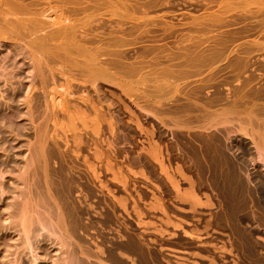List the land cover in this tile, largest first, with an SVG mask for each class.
<instances>
[{
	"label": "bare ground",
	"instance_id": "1",
	"mask_svg": "<svg viewBox=\"0 0 264 264\" xmlns=\"http://www.w3.org/2000/svg\"><path fill=\"white\" fill-rule=\"evenodd\" d=\"M159 2H162V5L163 2L166 3L168 1L46 0V6L40 9L32 27L28 28L24 20L20 19L19 16L27 13L30 8L26 4H22L20 0H0V63L2 62V65L0 64V120L3 123L0 122L10 131H14V135H18L23 129L28 130V123H31L33 119H41L36 129L37 143H35L36 145L34 144V149L32 148L33 157L31 158L33 159L31 164L33 166L24 168V173L29 177L36 174L34 186L37 194L42 191H40V180H42L41 175L43 174L47 191H52L47 193H53L54 197L51 194L49 196L52 199L55 198V204L60 209L56 215L51 210V214L49 212L51 205L48 203L50 198L45 199V195L43 196L42 194L40 198L39 194L37 196L39 197L38 199H43L42 202L40 201V204L42 203V206L44 205L49 208L48 212L46 208L45 213L47 212V214H42V212L41 215L39 214L40 216L37 215L33 219L31 212H35L33 209H35L38 203L34 206L35 203L34 205L30 203V200L23 194V196L20 194L22 196L20 203L16 201L12 203L16 211L14 209V213L10 210L8 214L14 217L15 214L18 215L19 213L20 221L16 220V222L19 221V224L15 223L17 226L19 225L20 233L19 231V234L16 232L18 235L17 239L13 240L14 242L10 243L9 246L4 242L5 240L0 242V250L3 249L2 252L4 250L8 253L12 251L11 253L14 254L11 261L12 264H36L39 262L38 260L42 259L41 261L44 260L45 262V260L49 261L52 257V264H88L89 261H94L96 264H160L158 250L155 248L153 250V247L151 248V245L148 244L150 241L146 242L147 239L143 236L140 237L141 234L138 235V233H136L138 236L134 235V238L128 232L126 239H122L124 240L122 243L118 242V245H114L116 242H113L114 246L109 245L112 247L110 250L108 248L109 252H107L105 245L103 247L97 243L95 249H91L85 243L82 245L80 242H77V248L70 243V237L79 238L78 233L87 228L81 221L85 210L79 206L75 208V205L72 207L71 201H68L71 193V186L69 184L73 180L70 176V179L68 176H64L65 171L61 161L58 162L56 168L50 164V162L56 163V159L60 158L61 151H57V154L54 151L55 149H52L53 145L51 148L49 147L50 143L48 145L47 139L50 137L47 138V135L51 134V141H49H53L52 144L57 145L58 139H63L64 143L67 144L66 134L71 133L73 142L79 145L81 143L80 137L82 135L80 136V134H82V130H85V133H88L86 130L90 131L88 134H92L94 137L104 135L107 132L111 137V140L110 138H106L107 142L109 141L107 146L111 147L110 151L113 147L115 150L118 140L122 139L124 144L129 143L125 137L127 134L123 130V126L126 123L117 120L111 114L107 113L105 115L102 112V101L99 99L102 97H99L100 84H105L118 90L116 93L113 89L111 91L112 95L116 96L118 98L116 100H120L119 103L121 102L120 104L123 105V109L128 111V120L134 122L133 124L137 128L135 130H139V132H142L147 137V146H144L142 153L146 151L147 153H145L149 156L144 153L145 156L150 157L152 162L143 156L144 154L142 155V153H140L141 156H139L140 154L136 156V159L138 156L141 159L135 160L137 162L143 161L149 163L153 167L155 166L153 165L154 160L160 172L167 177L170 184L177 191V194L182 193L178 192L179 179L175 180L174 173H171V175L169 173L170 171L172 172L170 170L171 165L168 162V164H165V161H163L162 152L166 150L162 151L161 145L152 140V135L155 131L153 124L150 122L151 124L146 125L149 127L144 126V124L148 123V120L151 119L158 122L160 126L169 129L171 131L169 134L172 133L173 138H178V141L181 142L180 144L184 148L183 157L181 156L183 151L179 150L181 152L179 158L180 156L182 157L180 158L181 163L177 164L175 169H173L174 172L176 171L175 173H178L189 184L185 192L183 189L179 200L181 199L183 202L191 200L189 203H193V205L203 204L210 207L213 205L211 201L212 197L208 193L204 195L206 201L203 200V202L200 200L198 193L195 192L196 180L191 177V174H194L197 182L200 183V187L206 185L210 190H214L213 195L215 197H213V201H215V198L219 200V203L217 202L219 205H214L215 207H221H219L220 211L216 212L214 216L217 225H221L224 229H230L229 231L232 232L235 237L234 239H236L235 241L238 242L239 250L238 248L237 250L240 253L245 254L246 252L247 255V252L252 251L251 254H255L252 247H255L257 242L254 243L251 238H255V235L259 234L260 231L257 230V227L263 226L264 223V211L259 209L258 215L260 216H258L257 210L254 209V207L257 208L262 203L264 204V76L262 78L263 82H261L262 80H259L261 77L256 78L251 73H246L241 89H232L226 85V98L223 96L220 88V82L218 83L217 74L228 71V73H231H227L228 75L236 76L238 80V76L250 68L251 62H249V57H251L252 50H254L253 47L256 46L255 50L257 51L259 50L257 46H261L262 48L264 42H262L263 39L259 42L254 37L256 41H253L254 38L250 39L253 43L247 42L241 45V40L239 45L238 42H234L238 32L234 34L236 30H231L232 34L229 32V28L228 30H224V32L228 31L225 36L222 35V32L220 35V32L217 31L215 33H219L218 35L204 38L202 32L207 33L210 30L202 31L201 29L204 27H206L205 29H209V27L214 28L216 26H218V29L219 27L222 29V26L238 22L246 26H248L247 24H253L258 27L260 24L257 22L261 21L262 23L264 21V0H202L201 2H205L206 5L204 8H211L212 10L213 5L217 6V8L215 7L216 9L212 12H205L203 15H201L202 13L197 14L201 17L196 18L195 15V19L191 17L193 23L190 18L191 20L189 19L190 21H188V23L190 22V26L188 27H200L199 29L202 31V34L199 29L196 31L197 27L195 31L197 33L199 31L202 36L199 33L197 35L200 36L194 35L193 32L190 34L187 32L188 37L186 39L177 37L179 35L175 36L172 32H169L175 26L171 25V22L169 24V20L167 22L163 20V23H161L165 25V30L159 36L158 34L157 36L154 34V36L152 34L147 35L151 33L148 29L151 26L148 27L147 25H154L156 21L154 19L156 16L148 15V5L159 4ZM146 4L148 5L146 6ZM130 10L139 11L142 15L134 17V13L132 12V14L126 16L124 12L129 13ZM79 11L83 12L84 15L77 16ZM104 11L110 14V18L116 19V21L109 23L110 28L114 29V33L109 32L99 35L98 45H95L94 49L90 50L88 45L94 43L88 37L92 30L91 25L106 26L103 21ZM126 19L134 23L131 30L133 29L134 33L137 31L136 34L132 35L129 33L130 29H128L130 31H122ZM186 24L182 26H187L188 24ZM263 24L261 25L263 26ZM244 25H240V27ZM236 27L235 29H239V27ZM244 28L242 29L245 31H241L244 33L239 35V38L246 31L248 33L249 29L245 26ZM258 29L260 30V27ZM251 30L256 33V28L255 30L253 28L250 29L249 34L252 32ZM262 31L263 34L261 33V35L264 36V30ZM246 35L242 36V39ZM256 35L258 36L260 33ZM184 36L182 37L184 38ZM167 38L168 40L171 38V40L165 43H158L160 39ZM247 40H243V43ZM141 42L148 43L140 49L133 47L132 51L128 50L129 47ZM233 43L235 45L236 43L238 44L236 48L231 47ZM5 68L9 69L6 73L3 70ZM25 69H28L26 74L28 76V86L24 93L26 84L23 81V74ZM205 73L207 75L203 77ZM227 74L225 75L227 76ZM87 86L94 93L98 94L97 98L101 102L94 101L92 95L86 89ZM102 86L104 87V85ZM206 87L212 88L209 95L205 92ZM106 88L104 87L102 90H106ZM108 92H110L109 89ZM122 95L134 104V107L144 115V118L139 117L140 113H135L137 109L132 111L128 103L126 105L125 99H122ZM68 97H74L75 100L84 102L92 114H87L80 109L70 111ZM109 103L111 104L112 101L108 102V106H110ZM3 109H10L9 114H3ZM21 109L27 110L22 111ZM45 109H49L47 113ZM56 109L62 111L61 117L58 116ZM126 110H123V112ZM241 110H247V114L243 113L244 115L241 116L239 114ZM22 116L28 117L27 120L29 122L19 124L18 118ZM116 116L118 115L116 114ZM16 120L18 124H16ZM77 121L81 122V126L78 127ZM103 122H105L106 128L105 126L102 128L101 124ZM49 123L52 125L51 130L49 129L51 127L48 126ZM124 127L128 128V126ZM162 129L160 130L161 132H163ZM9 130L8 132H10ZM135 130L133 129V131ZM49 131L51 132L49 133ZM158 131L155 132L160 137ZM3 138L4 136L0 131V139L2 141L4 140ZM112 139L117 141H112ZM161 142L163 143L162 140ZM248 143L252 146L253 150L250 149ZM229 145L234 147H232L234 151L230 150ZM96 148L94 149V156L98 160H102L104 157L106 162L103 165L105 166L104 168L112 172V167L115 166L114 161L112 162L111 158H109L110 156L108 157L101 149L99 150V147ZM103 149L105 148L103 147ZM174 149L173 151H175ZM252 153L255 155H252ZM176 154L174 153V155ZM87 158L86 156L84 161L88 160ZM247 160L250 161L251 168L254 170L252 177L256 179L253 180L256 181L254 188H250L252 182H250V175L246 171ZM88 167L95 174L94 176L98 177L96 170H99V168L96 169V166H93V164H88ZM248 168L250 167L248 166ZM116 169H118V172L113 171L112 174L114 173L115 176H113L116 181L125 187L126 176L120 172L121 168L119 164L116 166ZM140 171H142L141 168L138 172ZM186 172H189L190 175H187ZM38 188H40V192H38ZM155 199L154 202L150 203L149 207L164 211L163 199L160 197ZM116 201L126 216H130L127 209V199L122 197L117 198ZM260 208H262V205ZM53 209L55 210V208ZM133 209L138 217L137 224H140L142 227L144 226L143 230H146L148 228L147 225L151 223L141 219L144 212L138 208L135 201H133ZM262 216L263 219H261ZM13 222L12 224H15ZM252 222H254L253 225L251 224ZM122 223L125 229L128 230L124 217H122ZM9 224L11 227V223ZM119 235L121 236V234ZM250 240L253 243H250ZM109 242L111 241L109 240ZM236 242L234 243L237 244ZM230 245L233 246L232 243ZM53 246L57 248L54 252H52ZM235 246L237 245L233 247ZM243 249L245 250L243 251ZM2 252H0V263H8L10 260L5 262L4 258L6 255L2 254ZM9 255L12 256L10 253ZM100 257L106 258L107 262ZM253 259L255 260V258Z\"/></svg>",
	"mask_w": 264,
	"mask_h": 264
},
{
	"label": "rangeland",
	"instance_id": "2",
	"mask_svg": "<svg viewBox=\"0 0 264 264\" xmlns=\"http://www.w3.org/2000/svg\"><path fill=\"white\" fill-rule=\"evenodd\" d=\"M20 1L22 2V4H26L30 8V10L27 13H24V14L20 15L19 18L22 19V20H24V23H25V25L28 28H31L32 27V24L34 22V19L38 16V12L40 11V9L42 7H44V6H46V0H20ZM167 1L168 2H166V3L163 2L162 5H161L162 2H159V4L156 3L155 5L154 4H152V5L151 4H149V5L146 4V6L148 5V8H149V10H147L148 15L149 16H156V18H154V19L157 21V22L155 21L154 25L153 24H148L147 25L148 27L151 26L149 28L146 27V28L149 29V31H151V33L148 32L149 34H147V35H151V34L153 35L154 34L155 36H157V34H158V36H159L161 33H163L164 30H165V28H164L165 25L164 24H161V23H163V20L164 21L166 20V22L169 20L168 23L170 24V22H171V25L172 24L175 25L174 28L176 27V24H177V27H178V25H181L182 26L183 24H186V23L188 24V25L186 24L187 26H185V25L182 26V27L179 26L178 28L176 27L175 29L172 27V29H171L172 31L169 30V32H172L173 35H175V36L179 35L177 37H181L182 39H186L188 37L187 32H188V34H190V33L193 32L194 35H197L199 33V31H198V33L196 31L200 27L191 26L192 27V30H191V27H188V26H190V24H189L190 22L188 23V21H190L192 19L191 17H193L195 19L194 15L196 16V18L197 17H201L200 15L198 16L197 14H201L202 13L201 15H203L205 12H212L214 9L217 8V6H215V5L212 6V10H211V8H209V9L204 8V7H206V5H205V2H203V3L201 2L202 0H167ZM202 4L205 5V6H203ZM150 5H151V8H150ZM132 12L134 13V17H138V16L142 15V13H140L139 11H136L135 12V11H131V10L129 11V13L124 12V14L127 16L128 14H132ZM83 15H84V13L81 12V11H79L77 13V16H83ZM151 19H153V18H151ZM103 21H104V24L106 26H99L98 24H92L91 25L92 26V30L90 31V35L88 37H90L94 43L91 44V45H88L87 44L89 46V49L90 50H93L94 47H95V45H98V37H99V35H101L103 33L104 34H107L109 32L114 33V29L110 28L109 23L111 21H116V19L110 18V14L107 11H104ZM191 21L193 23V19ZM120 22H123V21H120ZM263 22L264 21H262V23H261V21L257 22L258 24H260V26L257 24L258 27L257 26H254L253 24H250V25L253 26L254 30L256 28V30H255L256 33L253 30H251L252 31L251 34H249V31H250V29H253L252 26H250L249 24H247L248 26H246L243 23L241 24V22L240 23L239 22L238 23H235L236 25L234 23H232L233 26L230 24V25H228L229 27L228 26H224V27L222 26V29H220L221 27H219V29H218V26H216V25L215 26L217 28L214 27L215 29L213 27L212 28L209 27V29H205L206 27H204V28L201 29L202 31L203 30H205V31L206 30L207 31L210 30L207 33L202 32L200 29L199 30H200V33L201 32L203 33V34L202 33L201 34L203 35L204 38H207V37L208 38H211L212 36L218 35L219 33H215L217 31L220 32V35H221V32H222L223 33L222 35L225 36L228 33V31L224 32V30H226V29L228 30V28L230 29L229 32L231 30L232 31L236 30V31H234V34L238 32L237 33L238 35L236 34L237 41H236V38H235L234 42H238L239 45H240V41L242 40L241 41V43H242L241 45H243V44H246L247 42H251L252 40H250V39H253L254 37L256 38L257 41L261 42L262 39H263L262 42H264V38H263L264 36L261 35V33L263 34V31L262 30H264V28H263L264 27ZM141 23H142V21H141ZM111 24H113V23H111ZM261 24H263V26ZM240 25H244L247 29H249L248 30V33H246L247 31L245 32V34H247V35L249 34V35L248 36L246 35V37H243V39H242V36H244L245 34L242 35L241 38H239V35H241L242 33H244V32H241L243 30L242 28H244V26L243 27H240ZM123 26H124V29L122 31H127L128 29L131 30V28H133V26H134V23H132L129 19H126L124 21V25ZM231 26H232V28H231ZM236 26L239 27V29ZM235 27L238 30L235 29ZM259 27H260L261 32L258 29ZM195 28H196V31H195ZM184 29H186V30H184ZM216 29H218V30H216ZM130 30H128V31H130ZM132 30L129 32L132 35L137 33V31H136V33H134L135 31L133 32ZM175 30H176V32H174ZM190 30H191V32H190ZM245 30H243V31H245ZM257 30H259V31H257ZM211 31H214V32H211ZM257 32L260 33V35H258L259 37L256 35V34H258ZM230 33H232V32H230ZM200 35H197V36H200ZM95 36H97V37H95ZM182 36H184V38ZM209 36H211V37H209ZM255 38L253 39V41L255 40ZM257 38H259V39H257ZM246 39H248V40L247 41H244L245 43H243V40H246ZM170 40H171V38H169V40H168V38L167 39H163V40L160 39L158 41V43H165L166 41H170ZM147 43L148 42L137 43L134 46L129 47L128 50L129 51H132L133 47L135 49L136 48L137 49H140V48L144 47L143 45H146ZM251 43H253V42H251ZM236 45H238V44L236 43ZM236 45L233 43V45L231 47L232 48H236L237 47ZM253 48H254V50H252L251 57H249V62H251L250 68L248 69V71H245V73L242 72L238 76L239 77L238 80L240 82L237 80L236 76L233 77L232 75H228V74H231V73H228V71L227 72L226 71H223V72H220L221 74L218 73L217 74L218 76L216 75L217 76L218 83L220 82L219 84H221L220 85V88L222 90V93H223V96L224 97L227 96V94H226L227 93V89L225 88L226 85L227 86H230V88H232V89L233 88H235V89H237V88L241 89L242 83H244V79H245L246 73L247 74L248 73H251V75H253L256 78L261 77V79H259V80H262L261 82H263V79L262 78L264 76V46L262 45V48H261V46H259V47L257 46V49L259 48V50H257V51L255 50L256 46H254ZM260 48H261V50H260ZM253 51H254V53H253ZM0 64L2 65V62ZM3 70H4L5 73L9 71V69H7V68H5ZM27 72H28V69H25L24 70V74H23V76H24V80L23 81L26 84L25 89H24V93H25L26 88L28 86V83H27L28 76H26ZM260 73H262V74H260ZM225 74H227V76ZM204 75H207V73L203 74V77H204ZM254 80H256V79L254 78ZM102 85H104L105 88L108 86V85H105V84H100V93H99L100 95H99V97L100 96L103 97V95L106 96V97L105 96L103 97L105 99H103L102 97L99 98L102 101V106H103L102 107V110H103L102 112H104L105 115H107V113L109 115L111 114L117 120L123 121V122L126 123L124 126H128V128H126V127L123 126V130L127 134L125 136L126 137V141L128 140L131 146H129L128 143H125L124 144V142L121 139V140H118V142H116V145H118L119 147L115 145L116 148L114 150V147L112 146L113 148L110 151V148L111 147L110 146L109 147L107 146V143L109 142V141L107 142V139L110 138V140H111V137H110V135L107 134V132H105L104 135H100L98 137L97 136L94 137V135H92V134L89 135L88 133H90V131H87V130H86V132H88V133H85V130H82L81 131L82 134H80V136L81 135L82 136L80 137L81 138L80 139L81 140V143L79 145H76L73 142L72 136L70 135L71 133H69V134L67 133L66 134L67 140H68V143L67 144L64 143V140L63 139H58V144L57 145L52 144L53 141L50 142L51 141V134H48L47 135V138L50 137L49 139H47V141H48V145L50 143V145H49L50 148H51L52 145L55 147V148L54 147L52 148V149H55L54 150L55 153L58 154L57 151H59V152L61 151L60 152L61 154L64 153L62 156H61V154L59 156L61 158V160H59L60 158L59 159H56L55 162L57 164L56 163H53V162H50V164L51 165H54L55 167L54 166L53 167L56 168V166L58 165V162L61 161L62 164H63L64 171H65L64 172L65 173L64 176H68V177L70 176L71 179L73 180V181H70L69 180L70 183L71 182L72 183L69 184L71 186L70 187V192L71 193H70V196L68 197V201H71L70 203H71L72 207H73V205H75V208H77L79 206V207H81L82 209L85 210V213L82 216L81 221H82V224L83 225L87 226V228L85 230H83V231H80V233H78V237L79 238L70 237L71 238L70 243H72L71 245L77 248V242H80V244H82V245H84V243H85L86 246L88 245V247H90L91 249H95V246H96V243H97V244H100V246H103V247L106 246L105 248H106L107 252H109V250L112 248L110 246L111 245L114 246V245H118L119 243H122V241H124L122 239H126V235H127L128 232L130 233V235L132 237L134 235L136 236L137 235L136 233H138V235L141 234L140 237H142V236L144 237V235L142 234L143 232L140 231V229H144V226L142 227L140 224L137 225V223H135V222H137V218L138 217L136 216L135 212L132 209H131V218L127 219L128 220L127 222H128V225H129V229L128 230L125 229V227H124V225L122 223V217L124 216L123 215V211H122L121 207L117 204V201H116L117 198H122L124 196L128 198V196H131L133 198V200L136 201L137 206L143 211L144 208L142 209V207H143V205H145V203L141 202L140 200H143L144 198H141L140 197V194H138V193L136 194L135 193V190H134V189L141 188L140 187V184L146 185L147 187H151V188H154V189L156 188L157 189L156 192H155L156 195H159V197L161 196L160 198L167 197L168 200H170L172 202H179V201H181V199L179 200V196L182 195L183 189H184V192L188 189L189 184L187 183V181L183 177H181L178 173H175L176 171L174 172V170H173V169H175L173 167H175L177 163H181V159L180 158L183 157L182 155L184 153L183 145L180 144L181 142L178 141V138H173L174 136H172L173 135L172 133H170L172 137L170 136L169 132H171V131L169 129H167L166 127L160 126V124L158 122H155L154 120H153L154 121V123H153V121L151 119L148 120V123L144 124V126L149 125V123L151 122L153 124V129H155L156 132L159 129L158 132L160 134V137L157 136L158 133H156L154 131L155 134L153 133L152 140L154 142L156 141V143H159L161 145L162 151H164V150L167 151V152L166 151H164V152L168 153V155H166V153L162 152V155L163 156L162 155L161 156L163 157V161H165V164H168L169 163V165H171L170 166L171 167L170 170H172V172L169 170L170 171L169 172L170 175H171V173H174V177H175L174 179L175 180L176 179L177 180L179 179L178 180L179 181L178 182L179 183L178 184L179 185L178 186V189H179L178 192H182V193H178L177 194V191L170 184V182L167 179V177L162 172H160L159 168L157 167V163L154 162V160H153V165L156 166V169L152 170L151 167L148 164L145 163L146 165L149 166V167H147L148 170L147 169H143L142 171L138 172L140 170L139 169L140 166H138L137 165V162H134V161L138 160V158L141 159L139 157V156H141L140 153H142V151L144 150L143 149L144 146H147V143H144L143 141H142V143H139L137 140H142L143 139V140H146L147 141V137L145 135H143L142 132H139V130H135L136 127H135V124H133L134 122H131L130 120H128V117H129L128 111L126 109H123V105L120 104L121 102L119 103L120 100L119 101L116 100L117 97L112 95L111 91L113 89H114V92H116V91L118 92V90L115 89V88H113V87H111V86H108L107 88L110 90V92H108V89L107 88H106V90L105 89L102 90L104 88ZM86 89H88V92L90 93V95H92V97H93V99H94L95 102L100 101L97 98V96H98L97 93H94L93 90H90V87H88V86L86 87ZM211 91H212V88H210V87L207 88L206 87V89H205V92H207L206 94L209 95L211 93ZM101 92L104 93V94H102ZM110 94H111V96H110ZM123 97H122V99H125L124 101H125L126 105L128 103V106L131 108V110L132 111H135L137 108L134 107V104H132L131 101L129 102V100L127 98H125V96H123ZM67 100L69 102V108H70L69 110L70 111H74L75 109H80L83 112L85 111L87 114L88 113L89 114H92L91 113V110L89 109L88 106H86L84 104V102L79 101V100H75L74 97H68ZM103 100H105V101H103ZM109 101L110 102L112 101L111 104L109 103L110 106H108V102ZM21 110L22 111H25L27 109H21ZM45 110H46V113H47V111L49 109H45ZM123 110H126V111L123 112ZM9 111H10V109H3L2 113L3 114H7V113L9 114ZM56 111H58V116L61 117L62 116V111H60L59 109H56ZM115 113L119 117L116 116ZM135 113H137V114L140 113V116H139L140 118H142L144 116L138 109L135 111ZM243 113L244 114H247V110H244V111L241 110V112L239 111V114L241 116L244 115ZM82 117H84V115H82ZM27 119H28V117L22 116V117L18 118V122H19V124L25 123V122L28 123L29 121ZM40 120L41 119H33L32 120L33 122L31 121V123L30 122L28 123V127H29L28 130L23 129L21 131V133L18 134V135H14L15 134L14 131H10L7 127H4L3 124H2L3 122L0 120L2 122V123L0 122V131H1L2 135L4 136V138H3L4 140L3 141L0 139V196H1L0 197V200H1L0 201V221H2V222H0V224H1L0 225V229H1L0 230V242L5 240L4 242L7 243V246H9L10 243L14 242L13 240L17 239V236H18L17 233H18V231L20 233V230H19V227H18L19 225L17 226V224H19V221H20V217H19L20 215H19V213H18V215L15 214L14 217L13 216H9L8 213L10 212V210H11V212H14L15 213L16 209H15V207H13L12 203L15 202V201L20 203V201L22 200V196L23 195L27 199L30 200V203H32L33 205L35 203L34 206H36L37 203L39 204V205L37 204V206L35 207V209H33V210H35V212L34 211L31 212L33 219L36 218L35 216H37L39 214L41 215L42 212H43L42 214H47L48 208H49V207H45L44 205L42 206L41 205L42 203L40 204V201L42 202L43 199L42 200L38 199L39 197H37V196L39 194H40L39 195L40 198H41V194L43 196L45 195L44 196L45 199L46 198H50L49 199L50 201H48V203L51 205L50 206L51 209L49 211L50 213H51V210H53L54 211L53 214L56 215L57 213H59V210H60L58 208V206H56V204H55V201H54L55 198L52 199V197H54L52 195L53 193L52 194L50 193L52 197L49 196L50 194L47 193V192H49L51 190L47 191V189H46L47 186L45 185V182H44L45 180H44V177L42 176L43 174L41 175V179L43 180V182H42V180H40L41 185H42V186L40 185L41 189L40 188L37 189L38 192H40L41 190L42 191L39 194H37V191H36L35 186H34L35 185V182L34 181L36 179V174H35V176H30L29 177V176L26 175V173H24V168L32 167L33 166L31 164L33 158H31V157H33V155H32L33 154V149H34V147L36 145L35 143H37L36 142L37 141V139H36L37 138V136H36L37 135L36 129H37L38 124L40 123ZM18 122L16 120V124H18ZM77 123H78L77 124L78 127L81 126V122L80 121H77ZM101 125H102V128H104V126L106 128L105 122H103ZM48 126L51 127V128H49L51 130L52 129L51 123H49ZM146 127H149V126H146ZM162 128H164V129H162ZM133 129L135 131H133ZM161 129L163 130V132L160 131ZM8 130L11 133L8 132ZM126 131H128V132H126ZM50 132L51 131H49V133ZM133 134H134V136H133ZM175 137H176V135H175ZM102 139L106 140L105 141V144L99 143V141L102 140ZM173 139H176V140L173 141ZM114 140L115 139H112V141H114ZM161 140L163 141V143L161 142ZM115 141H117V140H115ZM174 142H179V143H174ZM122 144H123V146H122ZM249 145L250 144L248 143V146ZM76 146H78V147L80 146V147L78 148ZM141 146H142V148H140ZM229 146H230V150L231 151H234V149H233L234 147L231 146V145H229ZM56 147H58V148H56ZM96 147H99L98 149L99 150L101 149V151L104 152L106 155H108V157L110 156L109 158H111L112 162L114 161V165H115L114 167L115 168L112 167V172L113 171L118 172L117 171L118 169H116V166H118V164H119V166L121 168V171H120V169H119V171L122 172L126 176V186L125 187H123L122 184H119L116 181V179L114 178L115 174L114 173L112 174L111 170L108 171L106 168H104L105 166H103V165L106 163L105 162V158L103 157L102 160H98L94 156L95 155L94 154V151H95L94 149ZM103 147L105 149H103ZM75 149L77 151H79V152H77ZM173 149L175 151L177 150V152L173 151ZM250 149L253 150L251 145H250ZM74 150L77 152V155H76V152ZM179 150L181 152L183 151L182 154H181V152H179ZM120 152H122V153H120ZM145 152L146 151H144V153ZM144 153H142V155ZM174 153L175 154L177 153L178 154V157H177V154L174 155ZM145 154L143 156H145ZM179 154H181L182 157L180 156V158H179ZM7 155H9V156L7 157ZM85 155L88 157L87 158L88 160H86V161H84L85 160V157H86ZM126 155H136V156L139 155V156H138L137 159L134 158V159L131 160L130 156H126ZM146 155H148V154H146ZM252 155H255V154L252 153ZM148 156L147 157L145 156V157L148 158V160H150V162H152L151 161V158L148 157ZM164 157H166V158H164ZM167 158L168 159L171 158V159L168 161ZM63 159H64V161H63ZM246 162H247V170L246 171L250 175V182H252V186H250V188H252V187L254 188V186L256 184V181H253V180H256V179L252 178L253 177L254 170H252V168H251L250 161L247 160ZM33 164H34V162H33ZM64 164L66 165V167H64L65 166ZM88 164H93V166H96L95 167L96 169L99 168V170H96L97 171V174H98V177L97 176H94L95 174L92 173L91 169L88 167ZM123 164H127V165L129 164L130 166L129 167H126ZM248 166L250 168H248ZM113 168H114V170H113ZM250 170H252V171H250ZM66 171H68V172L66 173ZM142 172H143V174H141ZM186 173H187V175H190L189 172H186ZM70 177H69V179H70ZM191 177H192V179L196 180V183H195L196 185H195V188L194 189H195V192L198 193L201 201H203V200L206 201V198H204V195L206 193H208L209 196L212 197L211 201L213 202V205L210 207L209 205L199 204L200 205V210H205V211H214L215 210V213H214V216H215L216 212L220 211V208L221 207L219 206L220 207L219 208V207H215L214 206V205L217 206V204L219 203V200H217L216 198H215V201H213L214 200L213 197H215V195H213V191L214 190H212V189L210 190L209 187L206 186V185L200 187L199 186L200 183L197 182L196 176L194 174L193 175L191 174ZM102 183H103L104 186L102 185ZM39 189H40V191H39ZM158 189H161V191L158 190ZM125 190H127L129 193H127ZM161 193H163V194L161 195ZM20 194L21 195L23 194V195L20 196ZM263 196H264V193H263ZM155 198H158V197H155ZM133 200H130L132 206H133ZM150 200L152 201V199H150ZM155 200H153V202ZM263 200H264V197H263ZM189 202H191V200H189L188 203ZM192 205H193V203L190 204V207H192V208H195V206H197V205H193V206ZM261 205H262V208H260ZM261 205L260 206H257V208L254 207V209L257 210V215L259 214L258 213V210L259 209L262 210V211H264V207H263L264 204L262 203ZM34 206H33V208H34ZM43 207H45V208H43ZM46 208H47V212L45 213ZM53 208H55V210ZM14 209H15V211H13ZM36 209H38V210H36ZM155 214L160 215V213H157V212ZM100 215L103 216V218H101ZM263 215H264V212H263ZM258 216H260V215H258ZM10 218H11V220H9ZM17 218H19V219H17ZM145 218H147V217L141 216V219L143 221H144ZM261 219H263V216H262ZM16 220H19V221L16 222ZM98 221H99V223L102 224L101 226L98 225ZM12 222L13 223L16 222L17 224L16 223H15L16 225L15 224H12ZM145 222H147V221H145ZM9 223H11V225H12L11 227H10V224ZM253 223L254 222H252L251 224L253 225ZM176 225L177 224H175V226ZM16 227H18V228H16ZM263 227H264V223H263ZM225 230L227 232L229 231L228 228H226ZM8 232H9V234H8ZM57 233H59V232H57ZM118 233L121 234V236ZM230 233H231V231H230ZM259 234H260V232H259ZM231 235L233 237V243H232L233 246L234 245H237V246L234 247L235 250H237V248L239 250L238 242L235 241L236 239H234L235 237L233 236L232 233L230 234V236ZM8 236H11V237H8ZM135 236H134V238H135ZM6 238H8V239H6ZM253 238H251V240H253L254 243L257 242V244H255L256 246L255 247H252V248H254V251L253 252L255 254L252 255L251 254L252 251H251V252H247V255H248L247 256L246 255V252H245V254L243 253L244 254L243 255L242 252L240 253L238 250L236 251V253L239 252L238 253L239 256H245L248 259H250L252 262H258L259 261V258H260V260H261V258H262V260L264 259V253L261 254V251L264 252V246H261L260 245V242L258 240V237L257 238L255 237L254 239ZM119 239H121V240H119ZM259 239L262 242L264 241V233H263V236H261V238H259ZM109 240L111 242H109ZM251 240H250V243H253ZM18 242H19V240H18ZM113 242L114 243L116 242V243L114 244ZM146 242H148V240ZM234 242H236L237 244H235ZM148 244L151 245L152 242L150 241V242H148ZM107 246H109V247H107ZM150 247L152 248V246H150ZM108 248H109V250H108ZM0 249H1V246H0ZM55 249H57V248H55V246H53L52 247V252H54ZM2 250H0V252H2ZM153 250H155V249L153 248ZM244 250L245 249H243V251ZM11 252L12 251H9V253L12 254V256L9 255V253L6 252V250H4L2 252V254H5L6 255V257L4 258L5 259V262H8L10 260L9 261L10 263L8 262V263H5V264H12L11 261L13 260L12 257H13L14 254L11 253ZM250 254L252 255V257H251ZM254 255H255V257H253ZM258 255H261V256L258 257ZM10 257H11V259H10ZM257 257H258V259H257ZM52 258L49 259L50 262L47 261V260H45V262H44V260L41 261L42 260L41 259V260H38L39 262H37L36 264H39V263L40 264H46V263L47 264H52V262H51ZM100 258H102L103 260L106 261V258L105 259H104V257H100ZM253 258H255V260ZM91 262H94V261H91ZM91 262L89 261L88 264H96L95 262L94 263H91ZM262 262L264 264V260Z\"/></svg>",
	"mask_w": 264,
	"mask_h": 264
},
{
	"label": "flooded vegetation",
	"instance_id": "3",
	"mask_svg": "<svg viewBox=\"0 0 264 264\" xmlns=\"http://www.w3.org/2000/svg\"><path fill=\"white\" fill-rule=\"evenodd\" d=\"M137 141L139 143H142V141L147 143L143 139ZM99 143L105 144L103 139ZM128 145L131 146L129 143ZM126 156H130L131 160L136 158V155ZM145 163L143 161L137 162V165L140 166L139 169H147L149 166L152 170L156 169L149 163H146L149 166ZM177 164L179 165L180 163ZM123 165L126 167L130 166L129 164ZM140 187L134 190L136 194L138 193L141 198H144L140 201L145 203V205L142 207V209L144 208L143 211L138 208L144 212L143 216L147 217L144 221L151 223L147 225L148 228L146 230L140 229V231L143 232L145 239L152 242L151 246L159 251L160 264H263L262 258L258 262H252L247 257L239 256L236 253L235 248L230 245L233 243V237L232 235L230 236L232 232H226L221 225H217L214 218L215 210H200L198 205L195 208H191L188 202H172L167 197L161 198L163 199L164 211L152 209L149 205L155 196L159 197V195L155 194L157 189L143 184H140ZM158 190L161 191V189ZM125 191L129 193L127 190ZM125 198L127 199V209L130 216H126L125 212L122 211L125 224L129 229L127 219L131 218V209L134 211L130 202L133 198L131 196ZM156 212L160 213V215L155 214ZM100 217L103 218L101 215ZM175 224L177 225L175 226ZM98 225L101 226L102 224L98 221ZM260 226H258L259 229L257 227L260 235H255L258 237L259 242L261 241L259 238L264 233V227ZM260 245L264 246V243L261 241Z\"/></svg>",
	"mask_w": 264,
	"mask_h": 264
}]
</instances>
